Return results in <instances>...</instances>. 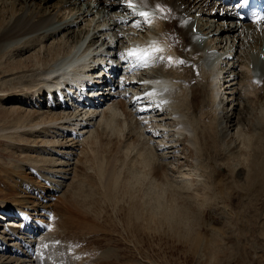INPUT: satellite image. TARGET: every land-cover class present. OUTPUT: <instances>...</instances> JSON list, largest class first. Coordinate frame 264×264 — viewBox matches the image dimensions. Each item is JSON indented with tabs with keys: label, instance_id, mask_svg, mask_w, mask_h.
<instances>
[{
	"label": "rangeland",
	"instance_id": "obj_1",
	"mask_svg": "<svg viewBox=\"0 0 264 264\" xmlns=\"http://www.w3.org/2000/svg\"><path fill=\"white\" fill-rule=\"evenodd\" d=\"M27 1L32 4L31 7L35 8L39 15L56 12L60 7L59 0ZM89 1L93 0H84V3ZM13 2L15 0H0V12L5 8L9 9ZM96 2L101 3L100 6H102L103 0H97L94 3ZM126 4L130 5L131 2L127 1ZM61 9H63L62 6ZM110 10L117 11L114 7ZM67 11L69 12V10L62 11L63 13L61 12L60 15H67ZM9 14L0 16L1 26L6 24ZM223 14L224 12H217L214 20L219 15L223 17ZM200 15H203L200 17L202 19L200 22L206 26L202 27L204 28L203 32L206 38H209L208 42L211 41L209 42L210 46L215 48L208 64L212 66V62H215L214 69L219 71L217 78L221 80V90L219 93L215 91L217 93H214L216 95L214 101L212 92L218 80L212 77L206 87L207 91L203 94L204 97L191 101L194 107V104L202 99L198 103L196 111L191 110L192 112L184 120L188 123L187 126H192V123L195 122L198 130L194 128L192 131L193 128L189 126L185 130L187 138L179 146L171 151H157L156 156H153L154 162L158 161L164 165V172L169 178L163 188L160 186L162 181L159 178L158 181H155L149 175V164L145 165L146 170H142L143 172L132 171L134 164L125 161L118 155L116 157H120L118 159L120 164H118L122 170L118 174L119 182L112 194H106V187L103 185L105 181L102 182V185L99 184L96 166L105 157L104 147L109 144L107 137L110 135L106 136L103 133L102 140L99 141L98 147L96 146L99 149L94 148L92 151L97 155V163H95L91 149L82 140L80 142L76 140V142L69 138L67 141L69 144L65 141L61 142L57 133H63L61 138L64 134L66 136L72 134L68 131L62 132L58 128L49 132L44 130L43 124H39L40 121L43 122L44 119L46 121L53 115H55L53 118L58 115H62L64 118L66 115L63 112L52 110L50 98L47 96V101L43 99L44 88L43 93L38 92L33 85L40 78V74L35 72L36 65L40 68L45 63H52V56L55 53L53 46L57 42L65 41L63 34L45 40L43 44L35 43L31 47L27 45V39L24 38L20 40L21 43L11 42L14 43L11 47L9 43L0 45V83H5L4 86L0 85L2 88L0 90V216L3 217L5 213L9 214L11 211V217L6 216V221H0V240L5 241L0 243V262L2 264H31L26 261L32 262L34 257L37 258V264H264V97L257 88L260 83L256 82H254V87L250 88L252 89L251 95H249L250 89L245 91L246 97L248 94L247 98L244 99L243 95L240 97L235 95L234 88H242L244 83L246 85L248 72H246L247 67L245 66V68L243 64L246 61L245 53L240 56L238 52H235L233 59H229L227 62V59L225 60L221 55L225 51L228 52L226 43L216 42V36L213 34L217 29L214 31L211 29L212 26H209L215 23L214 20L204 16L207 14ZM205 19H208V22ZM91 20L92 18L88 21ZM137 20L135 19V21ZM216 21L221 22L220 19ZM77 22L81 28L79 27L76 32L83 33L86 22L84 19L81 23L79 20ZM224 22L233 24L231 20ZM184 25L186 24L183 22L179 26L177 24L178 27ZM218 27L217 25L216 28ZM132 33L135 35V31ZM108 34V36H113L115 33L108 32ZM218 34V37L223 38L225 32ZM118 35L125 37L123 33ZM147 35L144 34L139 39L148 38L149 35ZM227 40L230 45L234 42L232 37L223 41ZM127 41L125 40V42ZM200 41L201 39H199ZM101 42L105 41H100L99 44ZM115 42L116 38L114 37L113 43ZM237 42L235 39V44ZM238 44L240 43L238 42ZM175 47L179 48L178 42L175 43ZM61 48L60 56L62 57L63 48L66 53L68 52V44L63 42ZM55 54L58 55L57 52ZM246 54L249 59L250 52ZM150 56L151 62L155 64V55ZM250 58H255V56H250ZM255 61L256 59L253 60V64ZM39 64L42 65L39 66ZM232 64L235 65V68H232ZM224 72L226 73L224 74ZM231 74L233 75L231 76ZM21 75L27 76L21 80ZM232 78H235L233 82H231ZM256 78L261 79L257 76ZM21 83L27 86L25 87ZM114 84L112 83L111 86L115 89ZM231 84L233 86H230ZM13 88L18 90L15 95L11 94L14 91ZM122 90L124 91V89ZM118 92L122 91L116 89L113 94L115 96L111 100L114 102L112 103L115 105L114 108L117 107L118 109H116L121 113L124 112L123 108L125 107L130 110L128 104L124 105L129 95L120 102L116 96ZM7 93L11 97L1 100V96ZM121 96L123 97V95ZM244 101L248 106H244ZM122 104L125 107H121ZM216 109L222 111L221 119L216 115ZM1 110H7L10 113L3 114ZM98 111H101V108ZM31 114L33 118L39 115L41 119H34L30 123L26 122L19 126L18 121ZM127 116L133 122H137L136 117L143 122L149 120L144 118L145 116L141 118L140 114H136L134 118H131L132 115L129 113ZM199 118L213 126V129L211 127L209 130L215 132L224 129L228 132V137L220 144L222 154L216 157L217 160L219 159L216 162H214L215 149L211 147L210 143L198 146V144H194L195 140H192V138H196V133L200 132V127H202V119L199 121ZM122 119L124 120V116L121 117ZM120 122L114 120L112 131H115L116 134L118 133L117 128L121 126ZM166 123L170 125L171 121L168 120ZM145 124L144 128L147 131L156 128L152 123ZM143 125L141 124V130L144 129H142ZM239 125L240 127H238ZM77 128L75 129L78 130L80 127ZM166 129L173 134L169 138L168 144H176L175 140L178 137L175 132L176 128L168 127ZM126 131L128 132V130ZM150 132H146V138L152 135ZM128 133L132 135L124 143L120 139L116 140L111 137L110 144L117 148L123 143L125 148L133 149L132 156L136 154L138 134L136 130ZM75 136L78 138V135ZM164 136H152L151 140L155 139L154 141L160 148V144L167 141L163 138ZM74 146L77 147L74 148ZM50 147L53 149L49 150ZM62 149L68 151L69 156L72 154L70 161L66 158L64 161L54 156ZM44 151H47L48 154ZM87 152L92 155H87ZM145 152L150 154L148 151ZM64 153L65 151H61L59 154L63 155ZM212 156L213 159H211ZM90 159L94 160V164L90 162ZM78 164L79 166H77ZM201 164L204 165V168L200 170ZM198 165L199 167H197ZM231 166L232 168H230ZM29 168L36 170V179L33 178V173H30ZM73 176L76 179H73ZM246 177L249 179L245 180ZM137 179H140V182ZM78 186L81 188L78 189ZM9 192L12 193V197L9 196ZM39 194H45V200H48L41 199L47 205V207L43 206L45 207L43 210L39 198H37L40 196ZM203 203L206 206L204 209L200 207ZM34 205L41 209L31 211L32 218L41 221L47 233L42 236L43 227L40 224L34 226L35 229H38L39 226L42 227L38 229L40 235L35 236L36 239H40L41 236L42 238L39 240L38 254L35 251L33 254L35 256L31 258L27 257L28 254L24 248L16 247L17 240L13 241V238L7 234L8 232L5 235L6 224L4 223L13 220L12 215H16L17 210L23 209L22 212L27 213L30 206ZM3 211L5 213L1 214ZM45 211L49 217L46 216ZM138 213L141 215L139 218ZM22 229L24 231L26 228L23 226ZM31 229L29 228V230ZM18 233L21 231L19 230ZM16 256H25L28 260L16 258Z\"/></svg>",
	"mask_w": 264,
	"mask_h": 264
},
{
	"label": "bare ground",
	"instance_id": "obj_2",
	"mask_svg": "<svg viewBox=\"0 0 264 264\" xmlns=\"http://www.w3.org/2000/svg\"><path fill=\"white\" fill-rule=\"evenodd\" d=\"M16 1L18 0H15V2H13L10 5L9 9L5 8L4 11L0 12V16H6L10 13L9 18L5 25L1 26L2 20H0V30H1L0 45L3 43H9L11 47L14 44L11 42L19 43L20 40L24 38L27 39V42L29 43V44L27 43V45L31 47L38 42L43 44L45 40L53 39L58 34H63L62 36L65 37L64 38L65 41L63 42L68 44V48H67L68 52L66 53L64 50L65 48H63L64 54L61 57L60 56L62 49L61 44L63 42L62 41L57 42L56 44H54L53 47L55 53L57 52L58 55L56 56V54L54 53V55L52 56L53 58L52 63L44 62L45 64L40 68H38V65H36L37 69L35 70V72L36 74H40L39 75L40 78L36 82H34L33 85H35L36 91L38 92L43 93V88L54 87L58 85L61 82V80L67 76L63 72L59 75V77L56 78V81H54V79H52L51 77H53L57 73L59 68L62 69L63 67L78 64L72 67L77 68L76 69L77 71H82V76L91 80L93 78V75L103 74L102 71L104 69H102L101 66L107 67L108 64L107 62H105V64L103 63L100 64L99 62L111 61L110 56L112 57L114 56L115 59H117L118 56L119 60L124 61L126 63L124 54L120 56L119 54H117V51H115L117 48H119V52L123 50L124 53L128 52L129 50H136L137 52L147 51L151 53V55H155L156 63L153 64L151 62V56L148 57V63L147 65L143 64V70L136 71L138 68L133 69L131 68L130 65L124 67L125 73H123L121 76L120 85H121V89H124V91L132 90L134 93L133 95L128 94L129 98L124 103V105L126 106L128 104L130 107H133L130 110H127V107H125L122 104L121 107H125V108H123L124 112L122 111L123 113H121L120 111L117 110L118 109L117 107H116L117 109L114 108L115 105L112 104L113 102L109 103V101L112 98L110 97L107 100H103L101 106L99 107L101 108L100 113L98 111H92L90 109L89 110L75 109V111L73 110V112L71 113L68 114L65 113L66 115L64 118L62 117V115H58V117L53 118V116H55L53 115L50 119H46V121L44 119L43 122L41 121L39 122V124L44 125L45 127L44 130H47L49 132L55 128H58V130H61L62 132L65 131L70 132L69 130H76L75 128L77 127L81 128L82 126H84L83 131L80 130L83 134L81 135L83 136L82 142L87 144L86 146L91 149L90 151L93 155L88 152L87 155L89 154L92 155L93 159L95 160V163H97V158H96L97 155L95 154V152L92 151L94 150V148L96 150L99 149L97 147L99 141L102 140L101 138H103L102 136L103 133H105L106 136L110 135L107 137L108 140L105 138L107 141H109L108 142L109 144H107L106 147H104L105 157L102 158L103 160H101V162H98L97 166L95 165L96 171H98L99 184L102 185V182L105 181L103 185L106 187V194H112V191H114V188L117 187V183L119 182L118 174L122 172L121 166L119 165L120 163L118 162L119 161L118 159H120V157L125 161H129L132 164H134L133 165L134 168H132V171H142V170L145 171L146 170L145 165L149 164L150 165L149 175L155 181L156 180L158 181L159 178V180L162 181L161 183L162 185L160 186L163 188L165 184H167L169 178L164 172V165L162 163H159L158 161L154 162L153 156H156L155 153L157 151H164V150L171 151L173 148L179 146L185 140V138H187L185 136L186 134L185 130H187L190 125L187 126L188 123L184 120L192 112L191 110H193L194 112L196 111L197 105L198 103L201 102L202 99L197 104H194V107L191 101L204 97L203 94L205 93V91H207L206 87L208 85V82L212 80V77L218 80V82L215 83V87L212 92L214 101L216 97L214 93H217L215 91H218V93L220 92L221 80L220 78H217L219 71L214 69L215 62H212V66H209L208 64L211 61L210 56L214 52L215 48L210 46L209 42L211 41L208 42L209 38L207 39L206 35L203 32L204 28L202 27H204L205 24H202L200 22L202 21L200 17L203 16L200 14H207L208 16L207 15L204 16L214 20V17H216L217 12H224L223 17L219 15L218 18H216V20L220 19L221 22H217L216 20H214L215 23L210 24L209 26H212L211 29H213L214 31L217 29V31L213 34L217 38V39L215 38L216 42L221 41V43L224 44L226 43L228 52L224 57L225 59H233L234 57L233 54L235 52H238L240 56L244 55L245 53L246 61L244 60L245 62H243V64L244 67L245 66L247 67L246 72H248L247 73L248 75L246 74L247 75L246 85H244L245 84L244 83L242 88H234L233 90L235 95H238L239 97L243 95L244 99L247 98L248 94L246 97V92L250 88L254 87V82H256L257 84L258 83L261 84V85L258 84L257 88L258 91H261L260 94L262 93V96L264 97V31H263L264 21L258 24H248V25L237 22L236 15L232 12L233 11L232 0L228 1L227 4H224V0H103L102 6H100L101 3L98 2L94 3L97 0H93L92 2L89 1L88 3H84V0H59L60 2L59 9L56 12L45 13L44 15L37 14L36 9L31 7L32 4L29 3V1L20 0L18 1L17 4ZM127 1H130L131 4L127 5L126 4ZM53 3H55V1H53ZM61 6L63 9H61ZM112 7L116 8L117 11L114 12L111 11L110 8ZM169 7H171V9H169ZM61 10L62 11L69 10V12L67 11L68 12L66 13L67 15L65 14L60 15L63 13ZM146 12H148L151 15L150 18L152 19L151 21L153 22V25L150 28L144 25L145 33L143 34L145 35L148 34L151 37L147 35L148 38L144 37L143 39H139L141 37H138L137 35H133L132 32L133 31L138 32L139 29L141 30L143 29L142 27L143 24L141 22V19L139 18L142 17V14L146 15ZM180 15L181 17L177 18V16ZM91 18L92 20L88 21ZM83 19L86 22V27L84 28V32L83 33L81 31L76 32V30H78L79 27L81 28L80 24L77 21L79 20V22L81 23ZM135 19L138 20L135 21ZM229 19H235L236 21L235 24H226V26L224 24H221V23H226L224 21ZM205 20L208 22V19ZM55 22L56 24L54 25ZM182 22L186 25L178 27ZM217 25L219 26L218 28H216ZM108 32L110 33L112 32L116 34V36L114 34L111 37V39L113 40H108V38H105L109 35ZM139 32L141 33V31ZM189 32H190V36H189ZM219 32H225L223 38L218 37ZM122 33L125 37H121L118 35V34L121 35ZM100 37L103 38L100 39ZM114 37L116 38L115 43H113ZM202 37H204V39H202ZM229 37H232V40L234 41L233 44L231 45L228 40L223 41L228 39ZM234 37H237L235 39H237V41L240 44H238V42L237 44H235ZM131 39H132L131 42H137L138 43L137 45H139V47L131 46L129 45L130 42L128 43L125 42V40L130 41ZM199 39H201L200 42ZM100 41H105L106 43L101 42L99 44ZM177 42L179 43V48L175 47V43ZM63 46H65V44H63ZM102 47H105V49H101ZM154 49H159L160 51H154ZM232 52L234 53L231 55ZM247 52H250L249 54L250 56L252 57L255 56V58H252L253 60L256 59L254 64L250 56L248 57L249 59H247V54H246ZM107 56L109 57V60L108 59L106 60ZM38 61L40 62V60ZM180 61H183V63H180ZM40 65L42 64H39V66ZM26 67L28 68V66ZM229 68L231 67L229 66ZM232 68H235L234 64H232ZM111 69H114L115 71L108 72L109 75L110 76L113 75L114 79L117 78L116 74L119 70L118 65L111 67ZM121 69H123L122 66H120V70ZM147 69L148 70L151 69L152 71H148ZM219 69L220 72H222L221 68ZM31 72L33 73V71ZM225 73L226 72H224V74ZM229 73H233V72H229ZM124 74L125 77H123ZM232 75L233 74H231V76ZM26 76L21 75V80L24 79ZM256 76L260 77L261 79L258 80ZM124 78L125 80H123ZM131 78H135L137 81L142 83L136 84ZM72 79L73 81H76L79 84L86 82V80L82 81V79L80 78L72 77ZM149 80L155 83L158 88H166L165 91L163 93H155L154 95H152L151 92H153V90L148 83ZM233 80H235V78H233L231 82H233ZM90 82L93 83L94 81L91 80ZM106 82L107 81H104L103 83L104 88H106L107 86V84H105ZM3 84L5 83L3 82L0 83V85L4 86ZM33 85L32 87L34 88ZM111 85L112 82L109 84V86ZM26 86L27 85H25V87ZM230 86H233V84H231ZM111 87L114 88L113 86ZM117 87L119 86L117 85L115 88ZM1 89L2 88H0V90ZM17 92L18 90L14 89V91H12L11 94L15 95ZM251 93H252V89H250L249 95H251ZM8 94L9 93L2 95L1 100L11 97L8 96ZM257 94L259 95V93ZM128 95H123V98H126ZM257 97L259 98V96ZM55 104L58 105V108L56 109L59 108L61 109V107H59L60 105L59 103H55ZM245 104L246 101H244V106L245 107L248 106V104L247 105ZM137 105H139V107H137ZM133 110L135 111L133 112ZM1 111L3 112V114H7V115L10 113L7 110H1ZM68 111L71 110L65 108V112ZM127 113H129L132 116H133L132 113L140 114L142 115V117L145 116L144 118L149 119V121L144 123L139 121L133 122L132 119H129L130 117L127 116ZM216 115L221 119L222 111L216 109ZM122 116H124V120L123 119L121 120ZM40 117L41 116L38 115L35 118H33L32 114L26 115L23 120L18 121L19 126H21L20 124L26 122L30 123L31 120L34 119L40 120L41 119ZM98 118L100 120L97 122ZM201 119L202 118H199V121ZM114 120L121 121L120 122L121 126H119L118 128L116 127L118 130L117 134L114 133L115 131H112ZM168 120L171 121L170 125L166 123V121ZM92 121H94L93 124H95L96 122L95 125L96 127L94 126L95 130L91 129V126H93L91 125ZM201 121H202V127H200V132H197L196 138L195 139L192 138V140L193 141L195 140L194 144H198V146L210 143L211 147L215 149L214 162H216L219 160V159L217 160L216 157H219L220 154H222V150H221L222 147L220 146V144L221 142L226 140L225 138L228 137V132L224 131V129L215 132L213 130H209L211 127L213 129V126L211 124H206L204 119H202ZM148 122L154 124V126L153 125L152 126L156 128L154 130L152 129V131L150 130L151 132L149 131V129L147 131L145 128L141 130V124H145ZM218 125H220L219 122ZM168 127L176 128L175 132L178 137L176 136L177 140L173 139L176 141V142L174 141L176 144L174 143H172L171 145L168 144L169 138L173 136V134L170 133L171 131H168L166 129ZM190 127H192L193 128L192 131H194V128L197 129V124L193 122L192 126ZM238 127H240V125ZM126 130H128V132L129 131L134 132L136 130L138 134L137 136L138 143L136 145L137 150H136V154L135 155L133 154L134 156L133 155L131 156L133 149L125 148L123 145L124 141H127L128 138L132 135L128 133ZM146 132L148 133L150 132V134L152 135L149 138L148 137L146 138L145 137ZM107 133H111V134H107ZM125 135L128 136L124 137ZM160 135L161 136L165 135L163 138L167 139V141H164L162 145L160 144L161 149L158 148L157 143L154 141L155 139L151 140L153 137H159ZM78 137H80L79 133H78ZM111 137H113V139L116 140L120 139V141L123 142L122 145L120 147L115 148L113 145L110 144L112 142V140H110ZM99 147L101 149V146ZM133 148L135 147L133 146ZM145 151H148L150 154H148ZM118 155H120L119 158L116 157ZM93 159H90V162L94 164ZM211 159H213V156L211 157ZM79 164L77 166H79ZM197 167H199V165ZM202 168H204V165L201 164L199 169L201 170ZM230 168H232V166ZM138 175L140 176V174ZM75 176H73L72 178L76 179L77 176L76 178ZM247 179H249V177H246L245 180ZM138 180L140 182V179H137V181ZM247 182L249 183V181ZM80 188L81 187H79L78 189ZM172 192L173 191H171V193ZM39 195L40 196H38L37 198H39V202L43 210L45 209V207H47V205L44 204L43 201H41V199H44V201H48V200H45L44 197L45 194L44 195L39 194ZM9 196L12 197L11 192H9ZM200 207L204 209L206 206L203 203V205H200ZM38 209L41 208L34 205V206H30V209L27 210L28 214L23 213L21 211L18 212L19 214L23 213L24 217L22 216V218H20L22 220L21 223L23 225L19 226L15 224L16 226L19 227L16 231L20 230L21 233H25V232L31 233L33 229V233H32L33 235L35 231H39L38 229L39 228L41 229L43 227L41 221H37L34 218L33 220L28 219L31 221V223L28 224V221L26 220V217L32 218V215L30 213L31 211L34 210L37 211ZM47 215L48 213L46 212V216ZM140 216L141 215H139L138 218ZM147 219L145 220L147 221ZM32 223L40 224L42 227L39 226L38 229H35V227L31 225ZM23 226L26 228L24 229V231L22 229ZM32 226L33 228L31 229ZM29 228L31 230H29ZM6 231L8 232L7 234L13 238V241L17 240L16 245L19 249L20 247H22L26 250L28 254L27 257L32 258L35 256L33 254L37 250L32 249V247L33 244H36L37 241L39 240L28 241L21 237H17V235L15 234V230L14 232L12 229H8ZM46 233L47 232H45V234ZM2 235L4 236L3 233ZM20 262H25V261H20ZM27 262L31 264L34 263L37 264V258L34 257L32 262L26 261V263ZM0 264H2V262H0Z\"/></svg>",
	"mask_w": 264,
	"mask_h": 264
},
{
	"label": "snow or ice",
	"instance_id": "obj_3",
	"mask_svg": "<svg viewBox=\"0 0 264 264\" xmlns=\"http://www.w3.org/2000/svg\"><path fill=\"white\" fill-rule=\"evenodd\" d=\"M145 15V14H142ZM154 51H160L159 49H154ZM129 56H134L138 61H140L142 64L147 65L148 63V57L151 55V53L145 51V52H137L136 50H132L128 53ZM180 63H183V61H180Z\"/></svg>",
	"mask_w": 264,
	"mask_h": 264
}]
</instances>
